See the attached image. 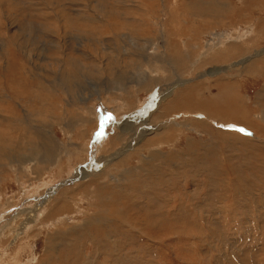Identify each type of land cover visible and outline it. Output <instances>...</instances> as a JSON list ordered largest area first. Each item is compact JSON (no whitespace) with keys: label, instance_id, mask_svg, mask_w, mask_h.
<instances>
[{"label":"rangeland","instance_id":"1","mask_svg":"<svg viewBox=\"0 0 264 264\" xmlns=\"http://www.w3.org/2000/svg\"><path fill=\"white\" fill-rule=\"evenodd\" d=\"M33 1L35 0H19L21 4L27 3V10L22 14L18 13V16L25 20L24 26L27 29L34 27L32 32L34 31L36 42L43 41V44L40 43L36 47L41 50L44 61L39 60L40 55H32L18 42L15 44L12 40L5 45V51L8 53L6 60L0 50V65L2 67L5 65L0 71L2 74L0 90L6 91L10 100L18 101L24 108L36 105L32 93L37 90L41 82L50 84L54 77L58 76L53 64L54 59L59 57L56 48H66L69 42L73 46L74 39L70 36L78 34L80 30L84 29L80 33L88 36L87 24L80 20L86 21L85 13L80 16L84 8L73 7V0H61V4L65 5L64 18L71 26V33L66 38L60 36V43L57 41L49 43L48 34L43 32V29L49 28L42 17L45 7L43 5L37 7L40 11L32 9L29 4L34 3ZM118 1L123 2V0H84V4L89 6V10L97 20L102 18L110 27L116 28H121L123 24L111 18L113 11L126 10L127 6L143 8L145 9L143 11H149L151 16L160 15L163 24L159 27L150 24L140 32L142 35L138 40H126L124 35L127 33L124 31L118 34L110 33L109 38L111 40L114 38L112 43L120 49L121 46L126 45L135 47V43H142L144 39V41L154 40L163 46V51H167L168 62L171 58L178 60L176 67L175 69L168 67L165 59H159L161 66L156 68L167 70L162 79H158L161 84L158 82L150 89L146 88L149 91L144 89L145 92L139 95L135 103H130V108L125 107L126 102L121 101L115 94L110 96L119 100L115 105L101 99L107 98L108 93L89 100V107L93 106L95 111L91 116L95 119V124L93 123L91 128L85 126L88 127L87 131L84 127L88 135L83 136V126L73 123L72 116H68L71 118L65 120L70 123L67 124L70 137H65L58 129L55 130V137L58 140L70 145L72 151L78 149L82 152L81 158L76 161L79 163L78 167L90 166L91 162H95L93 158L96 159L99 155L103 159L111 156L107 162L100 161L105 163L107 168L112 167L111 178H119L117 181L110 179V184L107 180L93 177L83 181L81 178L76 180L72 184L74 187L71 186L68 193L73 196L70 201L73 199L76 206L72 207L76 209L75 211L72 209L68 211L72 217L57 218L54 221L56 223H53L55 228H49V225L47 229L42 227L41 234H37L40 229L36 230L33 243L22 245L15 243L3 255L9 259L3 260L0 264L9 262L13 264L14 260H17L18 264H25L32 258L41 259L45 247L53 244L46 238L51 239L58 231L60 234L72 231V237L62 234L61 236H66L71 241L76 239L78 246L64 245L59 251L60 254L57 252L49 259L50 264H84L85 258L76 256L79 247L84 249L85 255L91 257V264H264V52L262 51L264 50V0H126L124 9L116 7L115 2ZM193 4L195 13L192 14ZM201 9H205L206 14L202 13L200 16ZM174 10L180 18L178 29L193 31L191 33L193 39H189L187 35L178 38V29L176 31L165 24L170 19L168 13L175 12ZM215 13L219 20L215 18ZM135 16L142 23H145V18L150 20L144 14L143 17ZM40 24L42 25L39 26ZM214 33L216 35L211 38L210 34ZM93 34L90 31V35L95 37ZM170 34L173 51H169L168 46H165L167 42L165 39H168ZM237 37L242 40H235ZM184 43H188L191 48L188 52L186 50V54L183 55L181 51L184 49H180V52L174 50L176 44L177 48H181ZM30 45L33 46L32 43ZM209 46L212 49H209ZM117 48L111 49L113 55H117L119 51ZM199 49L202 50L200 54ZM21 52L22 54L25 52L28 59L24 67L20 65L24 60L20 55ZM251 55L253 58L243 69L230 70L218 76H208V73L223 66L224 63L232 61L238 63L242 58ZM199 56H204V62L201 63L199 59L198 66L192 65L195 70L189 69L187 66L189 61L191 63ZM93 60H99V57L96 56ZM73 62L79 63V58L74 59ZM95 65L89 62L84 65L85 76L80 78L77 87L78 93L86 94L88 98L97 87L103 86V83H97V80L101 79L107 85H111L109 76L120 75V78H124L128 83L140 82L137 78L140 71L155 69L154 65L135 61L132 57L122 59V55L120 59L112 58L110 66L113 72H116V68L124 70L122 72L110 73L108 76L106 70L96 68ZM178 79L189 81L182 84L177 83ZM175 81L178 86L162 105L161 111L166 119L176 116V123H172L174 125L170 129L167 124H161L156 117L151 120L152 123L159 124L160 129L156 133L168 137L172 141V146L143 147V153L145 152L143 156L136 155L129 161L124 159L127 158L125 156L129 149L135 146L134 143H118L113 151L102 148L103 143L106 146L107 138L115 134L113 129L120 126L122 120L131 123L140 121L142 126L147 127L142 122L157 111L159 105L157 106L156 103H159L161 93L167 91ZM133 86L137 88L136 84ZM40 94H43L42 91ZM74 98L80 100L76 95ZM57 102L66 103L65 98L61 96L57 97ZM72 103L79 106L76 101ZM117 109H121V114L117 113ZM188 112L190 116L185 115ZM116 117L121 121H116ZM89 118L90 116L88 120ZM84 141L92 143L89 154L83 149V144L86 143ZM122 152L123 157L114 159L113 155ZM60 163L59 169L57 168L56 171L50 169L44 175L52 182L51 180L42 182L41 179L39 182L45 186L60 185L58 188L66 185L62 183L69 176L67 169L72 168L74 163L71 167L68 157L62 158ZM92 169L98 171V167ZM128 169L129 171H126ZM124 172H128L126 174L128 177L123 174ZM39 182L31 180L33 186H37ZM78 182H82L83 186L75 185ZM40 185L29 195H22L18 183L8 181V177L4 179L0 185V201L3 200L4 203L10 201L15 207L11 208L10 216L3 220H1L3 211L0 209V227L17 217L26 218L28 207L35 203L36 199L41 201L46 198V196L39 197L41 190L45 189V186ZM56 199L60 200V198ZM39 210L37 215L42 211ZM98 211L102 213L98 217L100 221L96 217L90 225L84 227L83 218L94 217V213ZM73 212L79 215L75 216ZM61 222L64 223L61 225ZM77 230L81 233L73 232ZM12 249L14 251H11Z\"/></svg>","mask_w":264,"mask_h":264},{"label":"bare ground","instance_id":"2","mask_svg":"<svg viewBox=\"0 0 264 264\" xmlns=\"http://www.w3.org/2000/svg\"><path fill=\"white\" fill-rule=\"evenodd\" d=\"M35 1H33L34 3L29 4V6L32 9L35 8L36 10L40 11V8H37V7H39L41 5H43L45 7V9H43L44 12H42V14H43L42 17L44 18V20L47 23V26L49 28L47 30L43 29L44 30L43 32L48 34L47 38H48L49 43H56L55 41L60 43V41H59L60 36H63L64 38H66L71 33V26H70L69 22L64 18V13L66 12L65 5L61 4V0H37L36 2ZM73 2H74L73 7L84 8L83 9L84 12L80 16H82L85 13L86 21L84 22V20H82V19H80V20L83 23L87 24L86 29L88 31L86 34H88V36L80 33L84 29L80 30V32H79L80 34L78 33L76 35L70 36L71 38L74 39L73 46L70 44L71 42H69L68 46L66 48H60V47L56 48L58 51L59 57L54 59L53 64L56 67V73H58V76L54 77L53 81L50 84L45 83V82H41L37 86V90H35L32 93V97L34 98L36 105L32 106L31 108H24L18 101L10 100L9 95L6 91L0 90V185L4 182V179H6L8 177V181L18 183L20 185L22 195L23 194L29 195L40 184H41L40 186H45V184H42V182H44L46 180L47 181L51 180V179H47V176L44 177V175L48 171H50V169H53L54 171H56L57 168L59 169L61 167L60 162L62 161V158L68 157L70 166L72 163H74V166L73 167L71 166L72 168L67 169L68 170L67 174L69 176H68V178L66 177L67 179L65 181H63V183H62V184L65 183L66 185H62L60 188H58L60 185L59 186L58 185L45 186V189L41 190L42 193H41V195H39V197L43 198V196H46V198H43L41 201L40 200L37 201V199H36L35 203H33L30 207H28L26 218L25 217H17L16 219L12 220L11 222H5L1 225V227H0V263L3 260L9 259V258L3 257V255L5 254L6 251L10 250L15 243L21 244V245L26 244V243H29V244L33 243L34 242L33 239H35L34 233L36 232V230L40 229L39 233H37V234H41L43 231V229H41L42 227H44V229H47L48 227L49 228L50 227L55 228V225H53V223H56L54 221L57 218L59 219V218H65V217H68V218L72 217L68 214V211H69V209H72L75 211L76 209H73L72 207H76V206H75V203H73V199H71V201H70V198L73 196H70L68 193L71 190V186H73L72 184L76 180H79V178H81L83 181V180L89 179V177H93V178H97V179H101V180H107V183L110 184V179H114L117 181V179L119 178V177L111 178L110 174L113 170L112 167L107 168L105 166V163L100 161V160H104L105 162H107V160L109 158H111V156H107V157H105V159H103L99 155L98 158H96V159L93 158L95 160V162H91L90 166L81 165L80 167H78L79 163H77L78 162L77 160H79V158H81L80 153H82V152L78 151V149L76 151H72V149H71L72 147L70 145L65 144L64 142L62 143V141L58 140L57 137H55V130L58 129L65 137L66 136L70 137L69 131H67V129H68L67 124H70V123H67L65 121L66 119L71 118V117L69 118L68 116H72L71 120L73 119V121H74L73 123H75L77 125L78 124L82 125L83 131L85 129L87 131L88 127L91 128L93 123L95 124V119L91 118V116L93 115V112H95V111H94L93 106H91V108L89 107L90 105H88V102H89V100H92L94 98H100L103 93L109 94L107 98H101L105 102H108V103L110 102V104L115 105L116 101L118 102L119 100L118 99H112L110 97L112 94H115V95H117V97L119 99H121V101L126 102V104L124 105L125 107L130 108V103H135V101L137 100L139 95L141 93L145 92V90H147L146 88L150 89L152 86L156 85L158 82L161 84L160 80L162 79V76L166 74L167 70L165 71L163 68H161V69L156 68L160 65L159 59L160 60L165 59V62L167 63L168 67L170 66L173 69H175L176 64L178 62V60H175L172 58L168 62V60H166L167 55H168L167 51L166 52L163 51V46H161L159 43L155 42L154 40L150 41V39H149V40L144 41L145 40L144 39L141 41L142 43H139V42L135 43V47H130L129 45H126V46H121V49H120V48L115 47V45L112 43L114 38H112L113 40H111L109 38L110 33L111 34H118V32L124 31L125 33H127L126 35H124L126 40H128V39L138 40V38L142 35V33H140V32H142L144 28H148V26L150 24L154 27H159L160 25L163 24V23H161L160 15L151 16V15H149V11L144 12L143 10H145V9H143V8L126 5L128 8V9L126 8V10L113 11V15L111 18L120 22L121 24H123V26L121 28H116V27H110L108 25V23H106V20H104L102 18L97 20L94 17L93 12L91 10H89V6L84 4V0H73ZM123 2L122 3L119 1L115 2L116 7L124 9L126 0H123ZM218 3H220V2L218 1ZM26 4L19 3V0H1L0 1V50H1L2 55L4 56L5 60L8 56V53L5 51V47H6L5 45H7L12 40L15 44H17V42H18V44L20 46H22V48L24 47L32 55H34V56L40 55L39 60L44 61V58L41 56L42 54L40 53L41 50L37 49V47H36L37 45H40V43L43 44V41H40V43L36 42L35 37L33 36L34 31L32 32L34 27L32 26V28L27 29L24 26L25 20L23 18H21L20 16H18V13L22 14L27 10ZM222 4L224 5L223 2H222ZM189 5H191V4H189ZM225 6H227V5L225 4ZM192 7H193V10L192 9L191 10L193 12H191V13L193 14V13H195L194 4L192 5ZM204 10L205 9L200 10V14H199L200 16L202 15V13L206 14V12H204ZM209 13H211V12L209 11ZM143 14L145 15V17H149L150 20L145 18V23L139 22L137 20L138 17H136L135 15L143 17ZM168 15H169L170 19H168V22L165 24H168V26L174 28L177 31L178 26L180 25L179 15L177 14L176 11L170 12V13H168ZM215 15H216V13H215ZM194 17H196L195 14H194ZM215 18H217V15L215 16ZM154 22H156L155 25H154ZM186 23H187V21H185V24ZM30 24L32 25L34 23H30ZM41 25L42 24H40L39 26H41ZM90 31H92L95 34V35L93 34L95 37H92L90 35ZM192 32L193 31H190L188 29H183L181 31L178 29L177 37L179 38V37L187 35L189 39H191V38L193 39V36L191 37ZM62 33L64 35H61ZM214 35H216V34L215 33L210 34V37L212 38ZM149 36H150V34H149ZM170 36H171V34L168 37L169 40L165 39V42L167 41L165 43V46H168L169 51H173V48L171 47L172 44H170V40H171ZM210 37L208 38V36H207L208 39H210ZM235 40H242V39L237 37ZM85 41H90V42L84 43ZM157 41H159V40H157ZM29 42L32 43L33 46H35V47H33L31 45L29 46V44H30ZM131 42H133V41H131ZM161 42H163V41H161ZM180 42H181V40H180ZM115 43H116V41H115ZM97 45H98V47H96ZM200 46L202 47V44ZM175 47L176 48H174V50H176V52H180V49H184V50H181L183 52V55L186 54V50H187V52L191 50L188 43H184L181 46V48H179V47L177 48V44ZM116 48L119 49V51H117V55H113V53L111 52V49H116ZM208 48L212 49V47H210V46ZM221 50H223V49H221ZM201 51L202 50H200L199 54L201 53ZM262 51L264 52V50H262ZM20 55L24 58V60H22L20 62V65L22 67H24L25 61L28 63V59H26V53L25 52H23V54L21 52ZM121 55H122V59L124 57H132V58H135V61L147 62L151 65H154L155 69L154 70L150 69L149 71H146V72L140 71L138 74V77H137L140 80V82L128 83L127 81H125L124 78H120V75H118V77L117 76L113 77L112 75L109 76L110 73H119V72L124 71V70H120V69L116 68L115 69L116 72H113V70L110 67L112 58L120 59ZM96 56L99 57V60H93L92 61V59L95 58ZM78 58H79V63L73 62L74 59H78ZM251 58H253L252 55L249 57H246V58H242L241 60H239L240 62L238 61V63H237V61L235 63H232L233 61L230 63L226 62L227 64L224 63L223 66H221L219 68H215L214 71L210 72L211 71L210 70L209 71L210 73H208V76L209 75H211V76L217 75L218 76L220 73H227L230 70L243 69L246 66L245 64H247V62H249V60ZM199 59H200L201 63L204 62V56H199L197 59H195L191 63H190L188 57H186V60L189 61L188 65H187L189 67V69L190 68L193 69L192 65H194L195 67L198 66ZM88 62L92 63L93 65L95 63L96 68L98 67L102 70H106L108 73V76L110 78V81H111V85H109V84L107 85L104 81H101V79H100V81L97 80V83L102 82L103 86L97 87V90L95 89L96 91L94 90L93 93L89 94L90 98H88L86 94H83V95L79 94L78 93L79 90L77 88L78 85L80 84V81H79L80 78L85 76L84 65H86V63H88ZM3 67H5V65ZM3 67H2V65H0V71L3 69ZM189 69H188V71H189ZM193 70H195V69H193ZM138 71H139V69H138ZM142 73H145V74H142ZM169 75H171V73ZM49 77H51L50 74H49ZM44 78L46 79V77H44ZM100 78H102V77H100ZM147 78H150V79L148 80ZM165 78H166L165 80L167 81V76H165ZM1 79H2V74H0V80ZM158 79H160V80H158ZM168 80H170V79H168ZM171 80H172V78H171ZM178 80L179 81H177V83H182V84H186L189 81V80L183 81L182 79H178ZM173 81H172V83H173ZM177 83L175 81V84H173V85L171 84L169 87L167 86L169 88L167 91H164L163 93H161L162 97L161 98L159 97L160 98L158 101L159 103H156V105L157 104L159 105L157 111H155V112L153 111L154 113L147 120L144 119L145 121L142 122V124L147 125V127L142 126L140 121H136L134 123H131V121H123L122 120V124L120 126H118L117 128L114 127L115 129H113V130H114L115 134L112 137L107 138L108 141L106 142V146H107V144H108V146L106 147L103 143L102 148H107L108 151H113L114 146L117 145L118 143H126V144L134 143L135 146L129 149V151L127 152V154L125 156L127 158L124 159L126 161H129L130 159H132L136 155L137 156L138 155L143 156V154L145 153V152L143 153V147H147V146L148 147L149 146H152V147L155 146L156 147V146H158L157 148H159L162 145L172 146V143H171L172 141H170V139L168 137H166L164 134L156 133V131H158L160 129L159 124H154L151 122V120L153 117H156L159 119V122L161 124L162 123L167 124L168 127H170V129L174 125L172 123H176V120H177L175 118L176 116H173L169 119H166L165 116H162L163 112L161 111V109H162V105L168 99L170 94L178 86ZM133 84H136L137 88H135L133 86ZM41 91L43 94H40ZM147 91H149V90H147ZM84 92H85V90H84ZM165 93H167V94L165 95ZM75 95L80 100H76L74 98ZM58 96L65 98V101L67 104L57 102ZM174 96L175 95H173V97ZM185 97H187V96H185ZM72 100L79 103V106H77L76 104L72 105V104H74V103H72L73 102ZM131 108H133V107H131ZM117 111H118L117 112L118 114H121V109H117ZM143 112H145V111L143 110ZM129 114H131V113H129ZM136 114H134V115H136ZM185 115L190 116V113L188 112V114L186 113ZM88 116H90L89 120H88ZM115 119L118 122L120 120V118H118V117H116ZM180 124H182V123H180ZM85 126H88V127H85ZM84 127H85V129H84ZM177 127H179V126H177ZM96 132H97V130L93 133L96 134ZM94 134H93V138L95 136ZM178 134H181V133H178ZM84 135H88V132L86 133L84 131L83 136ZM84 140H86V139H84ZM71 141H72V139H71ZM84 142H86V141H84ZM91 146H92L91 142H86L85 144H83V149H85L87 151V153L89 154V152H90L89 149L91 148ZM74 148L75 147H73V150H75ZM151 152H153V151H151ZM113 156H114V159H118L119 157H123V152L118 154V155L115 154ZM85 163H81V164H85ZM101 165H102V167H101ZM96 167H98V169H97L98 171H96L95 169H92V168H96ZM63 170H64V168H63ZM126 171H129V169ZM130 172H129V174H130ZM2 173H3V175H2ZM123 174L126 176V174H128V172L127 173L124 172ZM51 177H52V175H51ZM126 177H128V175ZM126 177H123V178L127 179ZM123 178L121 177V179H123ZM40 179L42 180V182H39ZM31 180H33V181L37 180L39 182V184H37V186H33V184H31ZM51 182H52V180H51ZM122 182L124 183V181H122ZM75 185H78L81 187V186H83V183L78 182ZM63 186H65V187H63ZM29 187H30V189H29ZM49 187H50V189L48 190ZM75 188H79V187L75 186ZM122 194L123 193H121V195ZM56 198H60V200H58ZM52 199H55V200H52ZM171 201H169V202H171ZM18 203H19V200H18ZM79 205H77V206L79 207ZM12 207H15V205L12 202L7 201L6 203H4L3 200L0 201V209L3 211L1 220H3L5 217L10 216V211H11ZM39 209H42V211L40 212V214L37 215V213L40 211ZM19 212H21V211L19 210ZM100 212L101 211H98V213L97 212L94 213V217L83 218V220L85 219L83 221V223H84L83 226L85 227L88 224L90 225L91 222L94 221L96 217L98 219V217H100L102 214ZM74 213L75 212H73V214ZM81 214H82V212H81ZM77 215H79V214H77ZM77 215H75V216H77ZM63 223L64 222H61V225ZM73 228H74V226H73ZM79 228H81V227H79ZM73 232H75V234L81 233L79 230L73 231ZM61 234L72 237V231H69L67 234H63V233H61ZM61 234L58 231V233L56 232L54 237L52 236L51 239H48V237L46 238L47 241H51L53 244H51L52 246L47 245L45 247V250H44V256L45 257L43 256L41 259L40 258L39 259L32 258L31 260L28 261V263H25V264H46V262L49 263V259H51V257L53 255H55V253L59 252L64 245L70 246V247H77L78 246L77 245L78 241H76V239H74V241H71L70 239H68V237L61 236ZM77 239H79V238H77ZM85 239H87V238H85ZM103 246H101V247H103ZM83 250H84L83 248L80 249V247H79L78 253L76 254V256L77 257H84L85 258L84 264H91L92 263L91 257H88L87 255H85ZM108 250H110V249H108ZM11 251H14V249H12ZM99 251H101V250H99ZM120 252L121 251H119V253ZM95 253H97V252H95ZM58 254H60V252ZM109 257H110V255H109ZM41 260H42V262H41ZM8 264H10V262ZM13 264H18V261L14 260ZM67 264H69V263H67Z\"/></svg>","mask_w":264,"mask_h":264}]
</instances>
